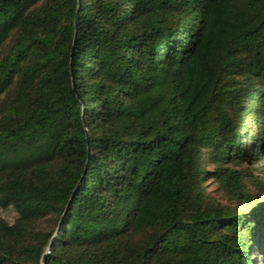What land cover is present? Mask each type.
<instances>
[{"label":"trees","instance_id":"trees-1","mask_svg":"<svg viewBox=\"0 0 264 264\" xmlns=\"http://www.w3.org/2000/svg\"><path fill=\"white\" fill-rule=\"evenodd\" d=\"M0 208V264H263L264 0H0Z\"/></svg>","mask_w":264,"mask_h":264},{"label":"rangeland","instance_id":"rangeland-1","mask_svg":"<svg viewBox=\"0 0 264 264\" xmlns=\"http://www.w3.org/2000/svg\"><path fill=\"white\" fill-rule=\"evenodd\" d=\"M251 169H254L255 164H250ZM254 173L258 174L257 171L254 169ZM215 185L212 181H209L207 183V190H211L213 192L214 195H216L217 197H219L218 192L216 191ZM251 189H253V187L251 186ZM0 217L6 219L9 222H12L14 220V218L16 217V213L12 208H0ZM264 264V263H263Z\"/></svg>","mask_w":264,"mask_h":264},{"label":"water","instance_id":"water-1","mask_svg":"<svg viewBox=\"0 0 264 264\" xmlns=\"http://www.w3.org/2000/svg\"><path fill=\"white\" fill-rule=\"evenodd\" d=\"M78 2H79V0H78ZM73 45H74V41H73ZM72 45V46H73ZM68 210V204H67V206H66V209H65V212ZM65 212H64V214H65ZM47 251H48V248H47ZM45 259V255H43L42 256V261Z\"/></svg>","mask_w":264,"mask_h":264}]
</instances>
